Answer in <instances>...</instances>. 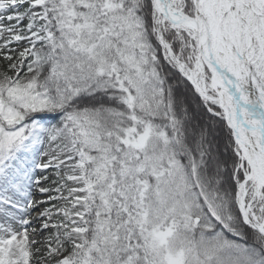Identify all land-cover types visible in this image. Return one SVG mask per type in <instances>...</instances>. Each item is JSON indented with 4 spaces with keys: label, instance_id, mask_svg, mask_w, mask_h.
<instances>
[{
    "label": "snow or ice",
    "instance_id": "obj_1",
    "mask_svg": "<svg viewBox=\"0 0 264 264\" xmlns=\"http://www.w3.org/2000/svg\"><path fill=\"white\" fill-rule=\"evenodd\" d=\"M0 264H264V0H0Z\"/></svg>",
    "mask_w": 264,
    "mask_h": 264
},
{
    "label": "bare ground",
    "instance_id": "obj_2",
    "mask_svg": "<svg viewBox=\"0 0 264 264\" xmlns=\"http://www.w3.org/2000/svg\"><path fill=\"white\" fill-rule=\"evenodd\" d=\"M40 198H42V197H40Z\"/></svg>",
    "mask_w": 264,
    "mask_h": 264
}]
</instances>
